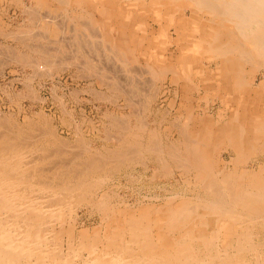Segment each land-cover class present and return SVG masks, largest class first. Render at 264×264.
<instances>
[{"label": "rangeland", "instance_id": "rangeland-1", "mask_svg": "<svg viewBox=\"0 0 264 264\" xmlns=\"http://www.w3.org/2000/svg\"><path fill=\"white\" fill-rule=\"evenodd\" d=\"M177 1V3H169L167 0H0V122L3 124L2 126L7 127L9 130L7 128L6 130L10 132L13 131L14 133L11 132L13 135L20 132L21 136H24L22 138L26 139L25 137L31 138L32 132L33 137H39L41 131L33 130L36 127L41 128V125L43 127L46 125L44 127L46 128L50 125L49 130H56V136L60 139L63 136L62 140L67 143L66 148L64 147L66 159L70 155L71 158L77 156V160L87 159L92 153L96 157L99 156L97 158L103 157L104 159H101L109 160L111 167L106 161L108 165L96 173L97 176L104 177V180L101 179L104 183L100 192L103 189H106L103 191L111 189L109 193L114 191L111 194V205L126 206L131 212L137 210L138 207H143L144 204L161 203L168 196L180 198L182 195H193V191L199 188L198 184L195 185L194 171H186L185 168L178 165L169 156L171 149L169 147L173 146L184 157L186 155L183 151L185 138L181 135V130L185 129L192 135L195 132L205 133V127L208 124L212 125L218 121L226 123L228 126L231 125L230 112L235 108L233 100H240V97L244 95L241 89L240 92L231 93L232 95L229 93L231 92L230 87L228 88L229 92L226 91L225 74L228 73V69L219 68L213 61L217 55L209 52L206 33L214 25V18L208 13H202L203 10L191 3L190 0ZM28 7H32L31 10L36 13L38 11V13L35 16L31 15V11L28 12ZM33 8L37 11H34ZM81 18L84 19V22L86 20L89 25L86 26V29H84L85 27L82 29ZM90 25H95L96 29L91 28ZM87 30H90L93 36ZM89 34L91 37H88ZM197 42L201 48L195 45ZM111 46L115 48V53L117 49L116 55L114 51H110ZM193 46L194 48H192ZM195 47L199 48L197 52ZM39 48L44 50L38 52ZM189 48L195 52L192 49L186 50ZM45 49H48L47 52ZM109 52L110 54H108ZM218 60L221 61V59ZM125 62L128 63V66ZM129 68L130 70H128ZM93 71L94 73H92ZM244 71L248 84L252 83L254 86H258L264 80V67L258 68L246 64ZM189 80L192 81L189 82ZM125 96H129L126 97L127 100L129 99L128 101L123 98ZM245 96L247 97V94ZM257 96L254 95L253 100H259L258 102L261 101L264 104V95L261 98ZM166 109L169 112H166ZM118 119L120 121H117ZM144 120L145 122H143ZM4 128L2 127V129ZM34 131H37V135L34 134ZM152 132L153 135H151ZM26 133L28 134L26 135ZM153 139L155 140L154 144H157V148L162 151L152 149ZM121 140L124 143L127 142L124 144ZM130 143L133 148L136 146L134 148L136 152L134 151L135 154L132 153V156L126 153L128 158H122V160L118 154L131 146ZM203 144L199 145L206 149L205 143ZM217 145L215 141H211L207 146L209 155L207 153L206 161L207 159L220 161L223 158H228L229 154H227L225 146ZM117 150L118 154H116ZM256 156L253 153L246 158L249 161V168H257V165H262L260 162H254L257 159ZM261 159L258 158L260 161ZM107 171L108 173H106ZM95 208L93 205L83 202L71 212V214L73 213L72 219L76 217L78 229L87 230L91 237L96 234L103 236L109 224V220L103 219L102 213ZM129 218H134V216L131 215ZM65 220L67 222L68 219L65 218ZM110 220L113 221L112 218ZM121 222L119 221V223ZM222 224L224 223L218 225L223 232L220 235V240L217 239L216 243L220 246L225 242L230 244L227 250L220 252L222 256L236 257L239 254L243 256L246 254L245 257L239 256L240 263L238 264H264V221L247 219L244 227L237 226L236 230L232 229L233 231L229 234L225 232V227ZM241 233L251 234L248 236L249 240L247 237L244 242L243 253H239L241 250L237 246V238ZM229 237L234 240L229 241ZM210 238L211 240L215 239L216 233L213 232ZM65 243L66 240L61 242L64 244L63 252L70 254L73 251L72 256L70 254L73 260H69L68 264H74L73 262L79 264L85 258L83 255L87 257L88 252L80 250L78 247L77 252L71 250L68 253L67 243ZM97 246L100 248L102 244L99 243ZM192 246L193 248L196 246L195 250L200 248L196 243ZM73 254L77 255L76 258L73 257ZM70 256L68 255V257ZM253 259L255 260L253 261Z\"/></svg>", "mask_w": 264, "mask_h": 264}, {"label": "bare ground", "instance_id": "bare-ground-1", "mask_svg": "<svg viewBox=\"0 0 264 264\" xmlns=\"http://www.w3.org/2000/svg\"><path fill=\"white\" fill-rule=\"evenodd\" d=\"M167 1L169 3L178 2L177 0ZM190 1L191 3H194L196 6H198V8L203 10L202 13H208L212 16V18H214V20L212 19L214 25L206 33V43L208 44L209 52H211V54L215 53L217 55V59L214 58L213 61L217 63L218 67H224L228 69L227 74L222 73L225 74L226 78H224L226 80V91H228V88L230 87L231 92L228 91L230 94L235 91L240 92V89L243 90L244 93V95L240 97V100H233V105L235 108L230 112V117H232V120L230 119V117H228L231 120V125L228 126L226 125V123L215 121L216 123H212V125L208 124V126L205 127V133L195 132L192 135H190V132L185 129L181 130V135L185 138V140L183 139V151L186 154L184 157L180 152L176 151L173 146L169 147L171 148L169 151V156L173 158L178 163V165H181L186 169V171H194V177L196 181L195 185L198 184L199 188L196 189V191H193L192 196L182 195L180 198H178V196L170 195L171 197L168 196L163 200L161 199L163 201L161 203H153V205L143 203V207H138V209L133 210V212H131L130 209L126 206L120 207V204H116L117 206H112L110 203V199L112 198L111 194L114 191L112 190L113 192L109 193L111 189L109 191H103L106 190L103 189L100 192V189L103 188L104 182L102 180H104V177L101 178L100 176L96 175L98 171L100 172L103 167L109 164V160H106L108 162L107 164V162L103 160V157H101L103 159L97 158L99 156L96 157V155H93L92 153L87 159L85 157V159L81 157L82 159L77 160V156L71 158V155L68 159H66V154L64 155V153L66 151L65 146L67 145V143L62 140L63 136L61 139L56 136V130H49V123V126L46 128H44L46 125H44V127L43 125H41V128L36 127L35 129H33H38L39 132L41 131L40 135L38 134L39 137L36 136L37 138L32 136L33 132L32 134L29 132L31 134V138L28 137L30 138L28 139L27 137H25L26 139H28L26 141V139L22 138L23 135L21 136L20 132H16L15 135H13L14 132L11 131L13 132L11 133L10 131H8L9 129L7 127L4 128V126H2L3 124H1L0 122V264H68L69 260H73L71 259L73 251L71 253L70 251L75 250L74 252H77V247L80 250L88 252L87 257L86 255H83L85 258H83V260L80 261L79 264L240 263L239 256L242 254L237 255V253L236 255L238 257H231L232 255H221L220 252L222 250H227L228 245H230L228 244L229 242H225L220 246L216 243V241L217 239L221 238L220 235L223 232V230L218 226L221 223H224L222 225L225 227V232L229 234L237 226L244 227L247 219H260L261 221H264V104L261 103V101L258 102L259 100H253V98H255L254 95H258L257 97L260 96L259 98L264 95V80L258 86H254L252 83L248 84L244 71L246 64H251L252 66L258 68L264 67V0ZM28 8V12L30 13L31 11V15L35 16V14L38 13L36 9L34 10L33 8V10L37 11V13L31 10L32 7ZM126 17L128 16L126 15ZM83 20L81 18L80 23L82 29L83 27H85L84 29H86V26L89 25H87L88 23H86V20L85 22ZM199 24L201 25V23ZM92 27L94 28L95 25L91 26V28ZM195 28L198 27L195 26ZM87 31L88 33L90 32V30ZM90 34L88 35V37L90 36ZM91 35L93 36V34ZM99 38L102 39L101 37ZM115 45L113 46L115 47ZM195 45L197 46L198 42ZM194 46L192 48H194ZM198 46L200 47V45ZM105 48L108 47L105 46ZM192 48L186 50L190 51ZM195 48L197 52V49L199 48ZM109 49L111 52L114 51L115 53V48L111 46ZM42 50L44 49H40L39 51H37L42 52ZM45 50V52H47L48 49ZM195 50H193V52H195ZM108 54H110V52ZM44 56L46 57L45 54ZM46 58H48V56ZM218 59H221V61H219ZM44 60L46 59L44 58ZM126 65L128 66V63H126ZM49 67H47L48 70ZM128 70H130V68ZM92 73H94V71ZM155 73L156 72H154V74ZM232 73L233 75H231ZM107 78L109 79V77ZM190 81L192 80H189V82ZM246 94L247 97L245 96ZM126 97L128 98L129 96H125L123 98ZM136 109L138 108L136 107ZM167 111L168 110L166 109V112ZM115 117L117 116L115 115ZM117 121L120 120L118 119ZM143 122H145V120ZM135 126L136 125L134 124V127ZM2 127L4 129H2ZM32 127L34 126L32 125ZM6 128L8 130H6ZM37 131H34L35 135H37ZM27 134L28 133H26V135ZM118 135L120 136V134ZM151 135H153V132ZM122 140L121 142L124 143V141ZM209 141H215L218 145H224L227 149V154H229L228 158H223L220 161L218 159H207L206 161L205 157L208 153L207 146L210 145ZM126 142L127 141H125V143ZM154 142L155 140L153 141V144ZM200 143H205L206 149H203L202 146L199 145ZM123 145L122 147L124 148ZM79 146L81 148V145ZM135 147L136 146H134V148ZM157 147V144L152 145V149L156 151L159 150ZM134 148L131 145L125 148V151L127 150L126 152L124 150H122L120 154H118V150V152H115L116 154L121 156V159H126L128 158L127 155L130 154V156H132V153H134L135 151ZM80 153L82 152L80 151ZM253 153L257 155V159L254 160V162L262 163V165H257V168H249V161L246 159L247 157L253 155ZM116 154L115 156H117ZM75 155L77 154L75 153ZM109 158L106 157V159ZM258 158H262L261 161L258 160ZM158 159L160 158L158 157ZM106 173H108V171ZM193 178L190 179L193 180ZM83 202L96 207L97 211L99 210V212L102 213L103 219L109 220L107 230L103 234V236L96 234L94 237H91L87 230L78 229L76 217L75 219H72V210L75 209L78 204H83ZM122 202L123 201L121 199V203ZM76 214L74 215L77 216ZM131 215H133L134 218H129ZM65 218L68 219L67 222ZM110 218H112L113 221H111ZM119 221L122 222L119 223ZM213 232L216 233V238L211 240L210 235L213 234ZM249 235L251 234L246 233L244 235L243 233H241L240 237L237 238L238 245H236L241 250L239 253L245 250L244 242H246ZM65 240L67 243V249L69 251L68 253H70L71 256L70 254H65L63 252L64 244H61V242ZM230 240L231 239L229 237V241ZM233 240L234 238L231 241ZM99 243L102 244L100 248H98L97 246V244ZM195 243L200 246V248L197 250H195L196 246H194L195 249L192 246V244ZM233 247L235 246L233 245ZM68 255L70 257H68ZM74 255L75 254H73V257L76 258L77 255ZM245 255L242 256L245 257ZM78 259L79 257L77 258V260ZM255 259H253V261ZM73 263L75 264V262Z\"/></svg>", "mask_w": 264, "mask_h": 264}]
</instances>
